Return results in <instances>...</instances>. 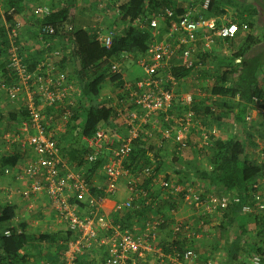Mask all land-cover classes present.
<instances>
[{
  "label": "trees",
  "instance_id": "1",
  "mask_svg": "<svg viewBox=\"0 0 264 264\" xmlns=\"http://www.w3.org/2000/svg\"><path fill=\"white\" fill-rule=\"evenodd\" d=\"M173 1V0H172ZM171 0H125L114 7V23L107 29H115L118 31V36H114L109 48H105L99 40L96 39V32L100 30L102 33L106 31L104 28H97L95 31L88 32L82 28L75 27L74 24V11L75 0H60L59 7L50 6L49 13L43 18H38L30 24L33 32L32 36L39 47L35 52L30 55L26 52L25 47L21 41L22 28L27 26V21L22 14L24 8L28 3L33 0H1L4 10L0 13V62L1 65V80L0 90L7 100L16 102L23 94V101L20 108V119L23 121L27 119V111L25 110L24 102L26 94L20 93L15 99H10L7 89L14 82V75L6 69V57L9 50L8 33L13 27L19 30L16 43L20 45V53L23 55L24 63L27 65L28 71H34L37 63L45 61L47 56L55 50L61 52V57L53 62V68L57 71L56 75L66 74L67 82L71 81V88L65 98V102L70 104L68 108L71 109L69 116L64 115L61 108L44 107V114H51L56 111V118L61 117L65 120L67 128L73 123L72 128L57 137H52L55 140L58 149V155L61 161L66 164H73L75 170L84 171V177L90 187V194L95 198L101 200L109 198L110 194L104 191L107 184V177L104 171L103 156L96 158L92 163H88L85 159L89 151L85 142L86 138L91 137L99 129L105 128L111 134L120 132L123 128V117L128 111L138 112V108L134 104H127L126 100L128 92L124 89L123 69L121 63L126 59V54L141 57L145 54L149 43L152 40L151 30L147 28V20L155 16L159 10L170 8L174 12L173 20L179 19L184 13L183 8L176 7L172 4ZM219 0H210L208 12L217 10L221 3ZM106 5V4H105ZM39 6V5H36ZM35 7V6H34ZM34 11V8H33ZM35 14V13H34ZM206 16V14H205ZM144 27L140 28L142 24ZM239 27L244 23L236 22ZM248 24V23H247ZM165 25V26H164ZM169 25V20H165L160 26V32L165 33L166 27ZM48 26L53 29V34L49 37L43 35L40 39L41 28ZM218 26V25H217ZM249 28L252 26L248 24ZM219 27V26H218ZM244 38L238 50H234L232 56L228 59L227 64L220 66V73L217 75L215 85L210 89V94L217 99L215 105L218 108L215 110L210 106L200 108L199 103L193 97L192 110L194 111L195 118L198 120L201 127L204 125L200 117H203L205 122L213 124L215 128L221 130L218 136L214 139L211 135L209 139L208 154L211 158L212 168L210 171H176L181 175L182 180H190L193 178L190 185L199 183L202 185V197L205 194H214L217 196L238 197L240 202L238 204L230 203L225 208L217 209V218L219 219V227L222 231L223 237L227 240L226 256L228 264H236L239 262L241 255L248 252H258L264 256V220L259 216H247L241 213V206L244 204L253 205L255 202L253 198L254 184L259 181L258 179L264 178V161H258L247 153V147L251 144L257 143L258 139H263L264 131L262 124L258 121L256 127H252V120L249 121V116L254 103V99H264V51L255 48V37L251 33H244ZM236 35L232 39H226L230 45H235L237 41ZM52 39L51 46L43 47L41 40ZM241 39V38H239ZM34 41V42H35ZM196 45V47H194ZM192 55L196 56L197 62L202 64L200 70L201 75L206 72L205 62L209 57L208 50L202 45V41L195 42L191 46ZM197 51V52H196ZM112 62L119 63V72L112 73L110 66ZM138 69H140L138 67ZM193 69H185L180 67H172L171 74L174 80H179L180 77L189 76ZM196 71V70H195ZM142 74V71L140 72ZM206 74V73H205ZM108 84L105 90L102 91L104 84ZM165 89L172 88L173 83L167 81L163 82ZM116 88L113 97H116L115 104L109 103V99L103 101L101 98L106 95L108 89ZM41 99H38L40 102ZM187 109L186 106L172 105L168 110L169 114L181 115ZM54 115H50L48 119L42 120V125L45 127L46 135L50 129V124L54 123ZM83 117V123L78 125V121ZM116 121H118L116 123ZM69 124V125H68ZM170 129L176 128L172 122ZM49 125V126H48ZM169 125H167L168 127ZM75 127V128H74ZM79 129V134L76 136L73 132L74 129ZM165 128V125H163ZM256 128V129H255ZM176 130V129H175ZM191 133L198 136L199 131L196 133L194 130ZM208 134V133H207ZM209 135V134H208ZM159 137V135L157 136ZM201 137V136H200ZM84 139V141H82ZM170 140V139H169ZM146 139L140 137L133 142L132 149L127 158L123 160L124 169L128 171L129 176L121 175L117 180L119 184L120 179H124L121 184L125 189L130 192V187H134L135 177L138 173L143 172L146 168H151V174L148 177L140 178L139 184L135 189L136 196L130 192L131 207L122 209V219L118 218V213L112 214L114 224L119 225L121 230H129L132 235L135 233L131 231V225L127 219L136 220L135 223L141 222L142 224L150 217H160L161 229H167L169 225L175 223L174 216L170 214V208L166 214L160 213V205L163 204L160 198L163 195L167 197V203L175 204V197L164 193L158 187L155 179L158 178L160 172H166L168 167L163 169L164 158L159 152L157 143L150 140L146 143ZM200 152L207 149L206 145L198 147ZM261 147V145H260ZM181 151L178 148L172 152L171 162L176 163L179 161ZM205 152V151H204ZM204 154V153H203ZM260 159L264 156V147L259 148ZM170 160L168 163H171ZM64 163V164H65ZM170 166H173L170 164ZM70 167V166H68ZM72 168V167H71ZM9 169V168H4ZM3 169V170H4ZM2 170V171H3ZM12 173L11 169H9ZM175 171V168L173 169ZM104 174L106 183L103 186H94L92 184L95 175H99L102 179ZM17 175V174H16ZM164 177L172 179L169 173H164ZM183 181V183H184ZM264 183V182H261ZM183 191V190H182ZM182 191L179 196H182ZM172 198V199H171ZM161 199V200H160ZM170 201V202H169ZM77 205L81 203L76 200L73 201ZM118 201H115L117 203ZM123 202L122 204H124ZM82 203L79 205L81 207ZM118 205V204H117ZM173 208V207H172ZM171 208V209H172ZM172 210H176L173 208ZM160 213V215L157 213ZM196 215L195 223L182 221V223L190 226L191 230L195 233L190 236L182 237L180 241L173 239L165 242L164 238L158 239L156 235L153 246L155 243H165L162 251L165 253H172L174 250H182L185 248L194 249L195 252L200 248H207L211 251L216 247L217 240L206 236L208 215H199L198 212L193 211ZM208 216V217H207ZM207 217V218H206ZM206 220L203 229H195L199 220ZM15 221V207L11 205L0 206V264H23L24 256L19 252L26 244V236L19 233L14 226ZM125 224V225H124ZM127 225V226H126ZM130 225V226H129ZM9 231V235H5V231ZM171 229L168 231L171 235ZM158 233V232H157ZM196 233H201V236L196 238ZM56 241L68 242L72 234L68 230L60 231L51 236ZM167 243V244H166ZM155 249V248H154ZM197 258L199 254H197ZM205 257V256H204ZM196 258V261H198Z\"/></svg>",
  "mask_w": 264,
  "mask_h": 264
},
{
  "label": "built area",
  "instance_id": "2",
  "mask_svg": "<svg viewBox=\"0 0 264 264\" xmlns=\"http://www.w3.org/2000/svg\"><path fill=\"white\" fill-rule=\"evenodd\" d=\"M210 0H203L200 7L185 8L184 13L176 21L173 20L174 12L170 8L159 10L155 16L147 20V28L151 30L152 40L144 55L140 57L139 68L141 76L134 82L124 81V89L128 92L127 104H134L138 112L128 111L123 117V128L116 134H111L109 130L102 128L96 131L85 142L89 151L85 159L92 163L99 156L104 159V171L107 177V193L116 191L117 180L121 175L129 176L124 169L123 160L128 157L134 140L142 137L147 141L154 140L160 135V142L172 137L178 150L188 146V135L192 130L199 131L201 145L209 143L208 134L199 125L192 110L193 96L189 93L177 94L172 88L165 89L163 82L173 83L174 77L171 74L172 67L197 70L202 64L192 55V48L195 42L202 41V45L210 50L216 39L226 41L232 39L239 33L249 31L248 24L241 27L237 23H228L217 26L215 21L205 16ZM98 8L104 10L105 4L98 3ZM50 9L46 5L34 7V13L38 18H43ZM169 20L165 33L160 32V24ZM145 23L140 28L144 27ZM165 26V25H164ZM19 29V28H18ZM13 27L9 33V50L6 57V69L15 77L12 85L7 89L10 99H15L20 93L26 94L24 102L27 111V119L15 130V139L10 134H0V144H12L17 141L21 148L29 149L33 157L23 168L18 178H25L29 186L22 192V196L29 199L36 194H45L50 206L53 208L55 218L64 223L72 237L69 240V250L79 252L82 248L91 246V243L99 237L100 230H112L113 234L107 238L112 242L108 248V256L103 264H136L134 257H143L147 253H155L153 243L155 241L158 227L161 225L160 217H150L143 223L144 233L142 236H134L129 230H121L119 225L115 227L102 226L97 223L95 216L100 211L101 200L92 196L90 187L84 177L82 169L70 171L61 161L58 155L55 140L46 135L45 127L42 125L44 119L43 107L61 108L65 116L71 114L68 108L69 103L65 98L71 88V81L67 82L66 74L56 75L53 62L61 57V52L55 50L49 54L45 61H39L34 71H28L24 63L23 55L20 53V45L16 43L19 30ZM40 39L43 35L49 37L53 34V29L48 26L41 28ZM114 36H118V31L110 29L105 33L100 30L96 32V39L105 48H109ZM52 39L41 40L43 47L51 46ZM112 73L119 72V63L112 62L110 66ZM38 99H41L38 102ZM186 106L187 109L179 116L169 114L168 110L172 105ZM252 111H255L264 131V99H254ZM172 122L176 125V133L170 135L167 125ZM165 125V128H163ZM26 137H20L19 134ZM264 147V136L261 140V149ZM164 148V145H160ZM151 168L144 169L135 177L136 185L130 187V192L136 196V188L140 178L148 177ZM9 169L2 171L3 175H9ZM264 181V178H261ZM160 189L173 197H178L182 191V202L191 211L198 212L199 215H213L218 208H225L230 203L238 204V197L217 196L211 193L202 197V191L194 190L190 184L181 188L175 181L165 178L159 174L155 181ZM259 186L254 184L253 205L244 204L241 206V213L247 216H259L264 220V194L259 193ZM131 199V198H130ZM129 199V200H130ZM81 201L90 210L92 216H84L82 210L73 201ZM126 201L122 206L130 208V201ZM121 206V207H122ZM120 208V207H118ZM174 211H170L173 216ZM206 220L202 219L196 224L195 229H203ZM172 240L180 241L182 237L195 233L190 226L175 220L171 226ZM9 235V231H5ZM201 233H196L198 238ZM101 243H105L103 240ZM197 255L194 249L183 248L174 250L171 253V260L174 264H198ZM239 263L243 264H264V256L258 252H248L241 255ZM205 264H214L211 260Z\"/></svg>",
  "mask_w": 264,
  "mask_h": 264
},
{
  "label": "crops",
  "instance_id": "3",
  "mask_svg": "<svg viewBox=\"0 0 264 264\" xmlns=\"http://www.w3.org/2000/svg\"><path fill=\"white\" fill-rule=\"evenodd\" d=\"M107 1L109 2L110 5L117 2L116 0H107ZM189 2H191V0H189ZM189 2H187L186 0H181V1L173 0L172 4L176 7L183 8V9L185 8L187 9L190 7L191 8L197 7L196 5L191 4ZM59 3H60V0H33L32 3H28V5L24 8L22 14L24 15L25 20L27 21L28 24L27 26L22 28L23 35L21 36L22 38L21 41L23 43V46L26 49V52L29 53L30 55H32V53L35 52V50L39 47V43H37V41L33 39V36H32L33 30L30 26V24L34 21V19H36V16L33 11L34 6L46 5L48 7L50 6L59 7L60 6ZM118 4L119 3H115L114 7H117ZM96 9L97 11H99V14L97 15V17L93 13V10H96ZM260 9H261L260 12L254 13L255 15L249 14L247 12L248 10L244 9L243 11L244 14L243 13L239 14L238 17H236L234 20L239 19L240 23H245V24L248 23L252 25V27L249 28V31L244 32V33H251L255 37V40H256V45L254 47L259 48L264 51V48L262 47V45L264 44V19H263V14L261 13V11L263 10L262 7H260ZM2 10H4V6L0 0V13L2 12ZM217 12L218 11L213 10L212 12H208V15L206 13V17L214 20L216 25L220 21V16L216 14ZM110 13L111 12L106 13L105 9L99 10L98 0L97 2L95 0H75V11H74L75 27L82 28L88 32L95 31L97 28H104L103 30L106 31L115 22L113 19V15ZM112 13L114 12L112 11ZM228 22L232 23L231 21H228ZM244 33L241 32L238 34L237 36L238 39L237 41L234 42L235 44H237V48L235 50H238L239 47L241 46L242 42L240 41L243 40ZM232 53H234V50L229 48L227 41L216 39L213 47L210 50H208L209 57L206 59V62H205V66L207 70L210 69V71L211 70L216 71L219 66H224L225 64H227L228 59L232 56ZM0 62H2V59H0ZM140 72H141V69H138V66L126 64L123 67V78L122 79L123 81L134 82L136 80L134 78H138L139 76H141ZM1 73L2 71H1V65H0V80H1V75H2ZM198 76L203 77L202 75H198ZM173 81L176 82V80H173ZM184 93H187V92H184ZM177 94H182V93L177 92ZM22 99H23V94L19 97V99L15 103L14 102L12 103L6 99V97L0 90V134H4V135L10 134L13 137V139H15V134H17L15 130L18 129L25 121V120L23 121L22 119H20L21 117L19 114L22 101H23ZM101 99L103 101H105L106 99H109V103H112V104L116 103L115 101L116 97H113L112 95L107 96L106 94V96H103ZM44 107H43V114L45 111ZM50 115H54V117H51V119L54 118V123L50 124V126L48 125L50 129L47 134L49 136L57 137L60 134H63L65 133V131H69L72 128L73 123L71 125L68 124L69 125L68 128L66 125H63L62 127H60L61 121L58 118H56L55 110L52 111L51 114H44L45 121L46 119L50 117ZM249 118H250L249 121L253 119L252 127H256L257 125L256 121H258V117H257L256 112L252 111V109H251ZM117 122L118 121H116V123ZM175 129L176 128L173 129L174 132L172 135L176 133L177 130ZM167 130H170V125L168 126ZM194 132L196 133L197 131H194ZM218 132L220 133L223 131L218 130V128L214 127L213 134L215 135L212 136L214 139L216 138V136L219 135ZM19 136L23 138L26 137V135L23 133L19 134ZM195 136L196 135H194V133H191V135L189 136V145H190V142L192 141V144H194L193 146H195V144H197L196 142H198V147H201L202 141L200 137V132L198 135L199 138H195ZM210 136L211 135L209 134L208 139H210ZM82 141H84V139H82ZM162 144L163 142L157 143L158 145L157 148H159V152L161 153L162 151L165 152L167 150L165 147L163 149L160 148V145ZM171 145H172L171 150L174 151L176 148V144H174L172 140H171ZM260 145H261V139L257 138L256 144H251L247 147V153L255 157V159L257 160L260 159L259 153H258ZM206 147L207 149L200 151L202 156H204L203 155L204 151L206 155L209 156L208 151H206L208 150L209 143L206 145ZM193 149H195V147L190 148L187 146L181 151V154H182L181 157L184 156L182 160L185 163H188L190 159L195 160L193 163H190V165L193 166L192 170L190 168L188 169H190V171H195V170L210 171L212 168V163H210L211 158L207 157L208 159L207 164L201 163V161H203L200 159L202 158V156L198 155L199 152L196 154H193L192 153ZM32 157H33V153L29 149L21 148L20 144L17 141H15L12 144H5V143L0 144V206L11 205L15 207L14 226L16 227V230L19 233H23L26 236V240H27L24 248L20 250L19 252L21 255L24 256L23 264H103L105 258L108 256V248L111 247L113 244L112 242H109L107 240V238L113 234L112 230L110 229L100 230L99 237L97 238L96 241L91 243L90 247L82 248L79 252H73L72 250L68 249L69 242H70L69 240L68 242H62L61 240L56 241L54 238L51 237L55 235L56 233H59L60 231H66L67 227L64 223H60L55 218L54 210L50 206L46 195L36 194L30 197L29 199H26L22 196V192L28 188L29 182L25 178H21V177L18 178V174L22 173L23 168L25 167V165L28 163V161ZM162 161H164V164H165L163 166V169L167 166H170V164L168 163L169 161L168 157L163 158ZM73 165L74 163L71 165L68 164V166L70 167H74ZM4 168L11 169L12 173L7 176L3 175L2 170ZM173 169L174 168H172V170ZM178 169H175L174 173L173 172L170 173L169 171H166V172H160V174L164 176V173H169V175L172 178L171 180L175 181L178 184V182L182 180L181 175H178V173L176 172V171H179ZM188 169L186 168L185 170H188ZM72 171H76V170H72ZM179 173H181V171ZM95 176L96 177L93 178L92 184L94 186H97V188L99 186H103L106 183L103 173L101 175L102 179H100L98 174ZM192 180L193 178H191L190 180L188 179L186 181L182 180L184 181V183L181 186V188L187 187L189 184H191L190 182H192ZM195 184H198V183H195ZM154 188L158 189L159 186L157 187L156 185H154ZM178 197H179V200L175 201L174 206H172L173 205L172 203L174 202L172 198L171 199L173 202L166 204L168 202L166 195H163L162 197H160L163 202V204L160 205V213L166 214L169 208H170L169 209L170 211H174L172 209L176 208V210L174 211L175 213L173 215L174 219L177 216V217H181L180 221L189 223L188 225H191L190 223L192 224L195 223L196 221L194 220V218L196 217L195 213H193V211H191L185 204H183L181 196H178ZM129 198H130V192L126 190L125 188H119L117 195L110 194L109 198L107 199L103 198L101 209L97 213L96 216L98 215L103 216V213L106 211L109 212L110 215L117 213V212H121L120 214L119 213L117 214L118 218L121 220L122 210L120 209L117 210V208L119 207V205L121 207L122 203L128 201ZM115 201H118V202L115 203ZM106 202H108L109 204L108 208L106 206ZM81 203H79V205ZM180 204H181V207H180ZM84 205L85 204L82 203L80 209L81 210L86 209L87 212L85 214L87 216H92L91 210L86 205L84 207ZM160 213L158 212L157 215L158 214L160 215ZM208 216H207L208 218L207 217L206 218L210 220L212 217L210 218L211 215H208ZM127 221L129 222L130 225H135V226L140 225L139 230L135 232V236L143 235L144 228L141 222H137V225H136L135 223L136 220L127 219ZM100 224L102 226L105 225L107 227H115L114 223H110V222L106 223L102 220L100 221ZM170 228H171V225H169L167 229H161L160 231H158L157 233L158 239L164 238L165 242L170 241L171 239L170 236H172L170 235V232L168 231ZM207 230L209 231V229ZM206 236L209 237L208 234H206ZM102 240L105 242L104 244L101 243ZM155 244L156 246H153V248H155V251H156L155 253H147L141 258L136 257V256L134 257L136 264H174V262L171 260V254L169 252L165 253L164 251H162V247L163 245H165V243H161L159 245V243L157 242ZM199 251H201L202 254H208L207 248L205 249L200 248ZM199 251H197L196 253L198 254Z\"/></svg>",
  "mask_w": 264,
  "mask_h": 264
},
{
  "label": "rangeland",
  "instance_id": "4",
  "mask_svg": "<svg viewBox=\"0 0 264 264\" xmlns=\"http://www.w3.org/2000/svg\"><path fill=\"white\" fill-rule=\"evenodd\" d=\"M95 1L97 2V0H95ZM116 1L117 2H115V3H119L120 4L121 2H123L125 0H116ZM186 1L189 2V0H186ZM202 1L203 0H191V2H189V3L194 4V5H196L199 8L200 5L202 4ZM98 3H105L106 4L105 5L106 13L107 12H111L110 14L114 15V13H112V11L114 10L112 5L115 4V3L110 5L107 0H98ZM218 3L219 4L221 3V5H219V7L216 10V11H218L216 14L220 16V21L218 20L219 23L217 24L218 26L226 25V24L229 23L228 21H231L232 23H236L237 21H239V19H236V20H234V19L236 17H238L239 14H242V13L244 14V12H243L244 9H247L248 10L247 12L249 14H251V15H253L255 12H260V10H261L260 7H262V9L264 10V0H219ZM262 11H261V13L263 14V19H264V11L263 12ZM93 13L97 17V15L99 14V11H97V9H96V10H93ZM113 19H115L114 16H113ZM249 21H251V20H249ZM160 26H162V24H160ZM228 45H229V48H231L233 50H235L237 48V44H235L233 46L230 45V44H228ZM255 45H256V43H255ZM194 47H196V45ZM262 47L264 48V44L262 45ZM127 54H129V53H127ZM127 54H126V59H124V61H122V63H121V65H123L122 69H123V67L126 64L139 67L140 56L137 57V56H132V54L131 55H127ZM215 63H217V62H215ZM201 73L202 72L200 70H196V71L193 70L189 76L180 77L179 80H176V82L173 81L174 84L172 85V89L175 92L176 91L180 92V93L187 92V93H191L192 96L194 95L195 100L199 103L198 106L200 108H204V107L210 106L212 109H216V108H218L217 105H215L217 99L214 98L210 94V89L212 88L213 85H215L214 83H215L216 77H218L217 75L220 73V66L217 68L216 71H213V70L210 71V69H208L205 72V70H204V72H203L204 76L203 77L198 76V75H201ZM134 79H136V78H134ZM262 79H263L262 81H263V85H264V78H262ZM108 84L109 83L103 85L102 91L106 89ZM115 91H117L116 88H114V89L110 88V89H108L106 91V94H107V96L108 95L114 96ZM57 118L61 119V120H65V119H63L61 117H57ZM200 118L202 120L201 123L204 122V125H202V126H203V129H205L204 130L205 133H208L210 135H215V134H213L215 126L213 124H208V122H205L206 120H204L203 117H200ZM82 123H83V117L78 121V125L81 126ZM64 124H65V121H61L60 127H62ZM79 129L80 128H76L72 132L77 136L79 134V132H80ZM48 132H49V130H48ZM169 132H170V135H172L174 130L170 129ZM172 137L173 136L170 137L171 140H172ZM195 138H199V136H195ZM171 140L169 141V139H166V140L162 141L164 147L167 150L165 152L162 151V153H161V154H163L162 156H164V158L168 157V160H170V162H171V159H172V157H170V156H171V154L173 152L171 150L172 149ZM146 141H147V139H146ZM153 141L155 143H158V142H160V138L155 136ZM148 142L149 141H147L146 143H148ZM196 143L198 144V142H196ZM193 145L194 144H192V141H191L189 147L190 148H194L195 147V149L192 150V153L196 154L198 152H195V151H198V148H197V146H193ZM203 153H204L203 154L204 156H202V154L200 152L198 153V155L202 156V158H200L201 160H203V161H201V163L207 164L208 163L207 157L210 158V156L206 155L205 152H203ZM258 153H259V150H258ZM181 156H182V154H181ZM181 156H180V159H179L178 162H176V163L171 162L170 164H172L173 166H169L168 170H166V171H169L170 173L171 172L174 173L172 168L178 169V167H179L178 170H181V172H183V170H184V172H186V170H185L186 168L187 169L190 168L192 170L193 166L190 165V163H193L195 160L190 159V161L188 163H185L182 160L184 158V156L183 157H181ZM259 158H260V156H259ZM262 160L264 161V156H263V159H259L258 161H262ZM186 161H188V160H186ZM184 163H185V165H184ZM66 167L70 171L75 170L74 167H72V168L68 167V164H66ZM190 169H188L187 171H190ZM100 174H101V172H100ZM123 180L120 179L119 184H117V190H116V192L113 195H117L119 188H125L124 185L121 184V181L123 182ZM258 180H259V181H257V184L259 186V190L258 191H259V193L264 194V183H261V182H264V181H262L261 179H258ZM178 185L181 187L183 185V181L180 180L178 182ZM196 185H198V186H196ZM191 186H193L194 190H196L198 192L199 191H203L202 185L199 184V183L195 184V182H194V184L191 185ZM178 200H179V197H177V198L175 197V201H178ZM101 204L102 203H100V208L99 209H101ZM106 206H107V208L109 207L108 202H106ZM84 207H85V205H84ZM119 207H120V205H119ZM180 207H181V204H180ZM180 207H179V209H180ZM119 209L122 210V209H125V207L122 206L120 208H117V210H119ZM86 212H87L86 209L82 210V213H83L84 216H87L85 214ZM117 213L120 214L121 212H117ZM217 215H219V214L213 213V215L210 216V218L211 217L212 218L207 221V226H206L207 229H209L208 233L206 232L208 234L209 238L211 237V238H215L217 240L216 247L212 251H211V249L208 250L207 251L208 254H202L201 251H199V253H198L199 257L197 258V260H198L197 263L198 264H205L206 261H209V260H211L214 264H228L227 256H226V249H227V243L226 242H227V240L222 235V231L220 230V227L218 225L219 219L217 218ZM180 218L181 217H177L176 216L175 220L177 219L178 221H180ZM95 220H97L96 221L97 223H100L101 220L106 222V223H108V222L114 223V221H113L114 218L107 211L103 213V216H101V215L100 216L99 215L95 216ZM194 220H196V218H194ZM136 225H137V223H136ZM131 226H133V227H131V231H133L134 233L137 232L139 230V228H140V225H137V226L131 225ZM236 264H243V263L236 262Z\"/></svg>",
  "mask_w": 264,
  "mask_h": 264
}]
</instances>
